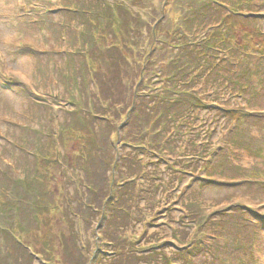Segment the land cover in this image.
Instances as JSON below:
<instances>
[{
	"label": "rangeland",
	"instance_id": "374dc122",
	"mask_svg": "<svg viewBox=\"0 0 264 264\" xmlns=\"http://www.w3.org/2000/svg\"><path fill=\"white\" fill-rule=\"evenodd\" d=\"M251 1L126 0L121 22L108 12L115 14L118 0H0L1 214L13 187L8 178L43 177L35 160L38 150L51 154L48 133H60L72 109L95 104L110 111L105 116L113 127L90 121L89 137L102 145L94 157L105 153L109 164L100 214L81 217L88 264H264V58L230 46L206 50L202 43L229 7L264 17V0ZM255 24L264 32V20ZM115 44L123 46L119 61L108 58ZM143 85L155 97L149 106L137 95ZM192 97L208 108L192 109ZM167 106L172 110L164 116ZM232 109L251 117L238 121L225 114ZM64 133L60 147L55 138L64 174L49 165L50 177L35 186L61 210L83 214L75 193L85 177L87 136L74 128ZM21 211L24 236L42 253L48 229L31 222L24 206ZM48 216L40 220L53 219V231L73 237L62 212ZM54 250L61 259L59 246ZM6 251L16 264H46L11 246Z\"/></svg>",
	"mask_w": 264,
	"mask_h": 264
},
{
	"label": "trees",
	"instance_id": "16d2710c",
	"mask_svg": "<svg viewBox=\"0 0 264 264\" xmlns=\"http://www.w3.org/2000/svg\"><path fill=\"white\" fill-rule=\"evenodd\" d=\"M124 1L126 0H118V2H115L113 6L115 7V9H113V12H115V14L110 13L112 11H108L109 16L117 17L120 20L119 16L125 15L124 7L122 6V3ZM253 2L254 0L249 2L248 5L253 4ZM104 14L106 15V13ZM257 20L262 21L264 20V17L262 16L243 17L238 12H236L232 8L230 9L229 7L228 12H226V15L221 20H219L218 26L209 29V32L202 40V43L206 45V50L217 48L218 46H230L231 48L232 47L237 49L241 48L242 53L247 54L248 56L253 54L254 55L258 54V56L264 58V32H262L260 30V27L257 24H255ZM123 24L127 26V19H123ZM110 26L113 27V30L110 29V31L112 33H116L117 27L114 26V22H111L109 27ZM155 28L156 27L153 28V30L151 31L152 34L150 35L151 40L152 41L154 40V45H155V38L157 36V33L155 32ZM130 43L124 46L126 50L132 51L133 44ZM121 49H123L122 45L121 46L118 44L112 45V47L108 49L110 51L108 53L109 56L108 58H114L115 60L119 61L116 56L120 54L118 52H122ZM114 66L115 68H117L116 65ZM90 75H91L90 78L93 80V82H95L93 73H91V71H90ZM175 76L176 75H174L171 80H173ZM140 77H141V73H140ZM144 87L145 85H143V88L141 90H138L137 92L140 93L142 91H146V88L144 89ZM97 94H98L97 96L98 99H100L102 94L100 93L98 87H97ZM138 97L141 100V104H143L144 106H149L151 101L155 100L154 96H149V95L148 96L143 95ZM146 99H150V101ZM191 103H192L191 104L192 109H195L198 106L204 107V105L200 100H196L193 97ZM112 104H115L114 110H116L117 112L120 111V106H117L118 103L112 102ZM108 109H113V108L108 107ZM162 110H163V115L166 116L171 112L172 109L171 106H167V108H164ZM173 111L176 112V110ZM109 112L110 111L107 110V108L104 107L101 108L98 107L97 105L95 106V104L92 106V110L89 111L88 110L83 111L80 108L79 109L74 108L72 109V111H70V113H68L69 115L68 117L71 118V121L69 120L67 125L64 126V129L62 128V130L60 131L62 136L65 137L64 132L67 130V134H69L70 129L74 128L75 131L77 132L82 131L84 133V136H87V140L84 143L86 145L84 151L85 153H83L84 160L82 163V171L85 177L83 182L79 183L80 192L77 190L78 193H75L79 206L81 207L83 205L84 208L83 214L80 212L81 210L78 211L76 207L67 208L64 206L61 210L59 206L46 200L48 198L46 196L47 193L46 191L45 192L42 191L40 185L35 186V183L41 184L42 182H44V179L42 178H45L46 176L47 178L50 177L48 175L49 165H51L52 168H54V170L56 171L55 173L56 175L59 173L60 175L61 173L64 174L61 170L62 164L60 160V153H58L55 149V138L58 140L59 146L61 142L63 143L64 141V139L61 140L62 137L59 131H57V134H55L54 131L51 129V131L48 133L49 137L47 139H51L50 141H52L50 156L41 155L40 150H38V154L36 155L35 161H38L40 165V169H42L43 172H45L43 177L41 174L35 173L34 175L27 176L25 179H19V177L14 178L13 176L11 178H8L11 179V183H6V185L8 186L12 184L13 187L11 188L10 186V189L7 190L9 195L11 194L10 199L7 200V202L1 203L3 204L2 211L4 212L2 214L0 212V222L3 224H7V227L4 228L3 225L2 226L0 225V240L3 241L5 246V249L3 248L0 249V256L2 257V261L0 260V264H9V260H11L10 261L12 262L11 264H16L15 261H13L9 256L10 252L6 251V247L8 246H11L12 249L14 248L15 251L20 252L24 259L32 260L34 256H37L38 258L43 259L46 262V264L90 263L89 262L90 259L89 257H87L88 256L87 249L84 250L86 246H84L82 240L79 237L80 228L81 225L83 224L81 217L89 221V218H93L95 215L100 214L97 205L98 203L107 200V195L105 191L106 188H108L107 186L108 181L106 178L107 169H105V166L109 164L107 158L105 157L106 155L105 153H100V155L94 157V154H97L98 151H102V145L98 144L97 141H96V145H94V142L91 141V138L89 136L92 135L93 133L91 132L92 125L90 121L93 122L96 119H99V121L108 125L109 126L108 128H111L113 127V124L110 123L109 118L105 116ZM85 114H87L89 121L85 120V118L83 117ZM225 114H229L230 116H233L238 121H242L245 118L251 117L249 114L243 113L242 111L239 110H232ZM144 122H145V118L143 122L138 121V123H140V125L142 126L144 125L143 124ZM110 136L106 137L107 141L105 142H108V138H110ZM93 146L96 147V151L94 153H91L94 151ZM68 165L70 166V164ZM204 168H207V166H205ZM7 176H11V173L8 174ZM52 179H55V176H52L51 180ZM18 189L21 190L22 196L20 197H19V193H17ZM79 196L81 197L80 199ZM108 199L109 201L112 202L113 200L112 194ZM63 200L64 198H62V201ZM23 206L26 210L28 209L29 211L32 212L29 215L31 218V222H34L39 229L41 228L48 229V232L50 234V239L47 240L46 242L47 246L43 249L44 251L42 253L37 251L35 245L31 241H28L25 237L26 236L25 233L27 232H25L26 230L23 229L22 227L23 223L21 224V220H20L21 219L20 216L22 212L21 207ZM5 207L7 209L6 213L4 210ZM53 211H57L58 213L62 212V220L65 221L66 224L68 222L69 224L68 229L70 228L73 230V237H71V235L66 237L61 232H56V230L53 231V229H55V222H52L54 221L53 219H47L45 223L43 222V220H40V216L42 215L47 216L49 218L48 214L50 215L51 213H53ZM18 218L20 223L16 224V219ZM69 218L71 219L70 221ZM74 219L76 220L75 222L73 221ZM79 240L81 244H79ZM109 242L110 244H112L111 241ZM56 245H58L59 249L62 251L63 255L61 259L56 258L54 256V251H55L54 247L56 248ZM6 255L7 257L4 258Z\"/></svg>",
	"mask_w": 264,
	"mask_h": 264
}]
</instances>
